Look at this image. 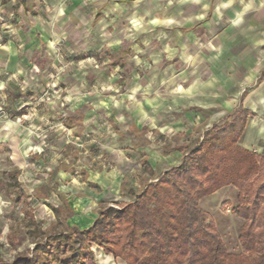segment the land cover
I'll use <instances>...</instances> for the list:
<instances>
[{"label":"crops","instance_id":"0c3cea01","mask_svg":"<svg viewBox=\"0 0 264 264\" xmlns=\"http://www.w3.org/2000/svg\"><path fill=\"white\" fill-rule=\"evenodd\" d=\"M15 1L0 0V174L10 180L13 173L40 172L36 175L44 178L33 185L34 200L54 198V208L67 204L72 212L68 224L84 229L96 219L86 211L76 221L74 200L81 198L90 209L97 204L120 205L131 199L141 181H154L151 173L158 177L177 166L179 147L159 159L139 157L159 149L148 136L156 125L162 130L173 126L179 130L174 134L182 133L188 111L215 110V115L226 113V119L239 109L248 112L237 145L262 153L264 0H162L161 4L93 0L91 7L81 0H17V5ZM124 1L131 3L130 18H125L135 23L141 14L147 18L143 27L159 32L141 39L136 31L131 45L119 51L121 37H107L101 26L106 27L114 13L124 17ZM12 6L20 13L17 26L11 25ZM88 8L102 17L98 29H92ZM55 14L66 22L64 33L58 25L54 29ZM117 19L114 23L120 22L122 28L123 21ZM71 29L76 31L73 39ZM61 34H66L63 41L80 44L72 55L59 56L63 63L54 52V40ZM16 38L17 45L12 42ZM172 56L177 63L171 64ZM134 60L136 67L129 69ZM139 62L142 69L146 63L149 67L142 72ZM105 103L125 126L114 123L116 131L100 129V116L112 113ZM145 127L147 145L140 146L139 131ZM103 155L108 159L95 162ZM43 208L51 217L50 225L54 214ZM92 251L95 264H124L99 248Z\"/></svg>","mask_w":264,"mask_h":264},{"label":"trees","instance_id":"16d2710c","mask_svg":"<svg viewBox=\"0 0 264 264\" xmlns=\"http://www.w3.org/2000/svg\"><path fill=\"white\" fill-rule=\"evenodd\" d=\"M248 116L239 109L205 131L195 147H179L177 166L158 177L151 173L154 181H141L129 201L101 208L87 228L67 223L65 203L47 206L56 222L45 230L28 214L31 257L0 264H95L92 247L124 264H264V148L256 154L237 145ZM227 187L237 191L234 213L243 221L239 254L228 252L200 207Z\"/></svg>","mask_w":264,"mask_h":264},{"label":"rangeland","instance_id":"374dc122","mask_svg":"<svg viewBox=\"0 0 264 264\" xmlns=\"http://www.w3.org/2000/svg\"><path fill=\"white\" fill-rule=\"evenodd\" d=\"M64 1L65 0H54V3H59V2H64ZM137 1L139 2L145 1L144 2L145 4L148 3V0H137ZM151 1L153 2L158 1L160 4L162 3V0H151ZM68 3H71V2H68ZM80 3L85 5V7H89V6L91 7L94 1L93 0H81ZM14 4L17 5V0L15 1ZM123 4L126 7V10L123 12L124 17L120 15L116 16L115 15L116 13H114L113 15L108 16L107 18L108 24L106 25V27L105 25L101 26V32L103 31L107 32V35H106L107 37L112 38L113 36H115V34L117 35L116 36L117 38L121 37L122 43L120 44L119 51H124L127 47H129V45H131L132 41L135 39L134 35L136 31H139V35L141 39L143 38V35L147 37L148 34L152 35L154 34V32L155 33L159 32L158 28L149 29V30L148 28H144L143 27L145 23L144 20H146L147 18L141 14H140L138 21H136L135 23H131L129 19L131 3H128V2L126 3V1H124ZM10 9L13 10L11 14V18H10L12 20L11 25L17 26L18 25L17 15L19 13L17 12L18 8L16 9L15 6H12ZM60 14L61 16L63 15V13H60ZM86 14L89 17V19L93 21L92 29L94 30L98 29L97 28L98 22H100L102 19L101 15L95 14V12L91 11V9L89 10V8H88V11H86ZM125 16L126 17L128 16L129 18H125ZM59 18L60 16L58 15L55 16L54 29H55V26L58 25L61 28H63L59 31L64 33L63 31H66V28L64 27L66 25V22L61 21ZM117 18L119 19V21H123L122 28L119 27L120 24L118 23L120 22H117V24L114 23L115 19ZM72 25L76 26L75 24H72ZM77 27L79 29L78 31H81L82 23H79ZM116 27H118L119 29L117 28L115 32ZM71 31L75 32V34H72L71 32L72 35H70L69 39H73L74 37L73 35H76V31H73L72 29ZM64 37H66V34H64L63 37L61 34V36H59L56 40H54V52L60 59L61 63H63V59H61V57L59 56H62L63 53H67V52L69 53V55H72V53H74V51H76L77 48L80 46L79 43H72L70 40L69 42L63 41ZM65 39H68V38H65ZM12 42H14V44L17 45L18 39L16 38ZM192 45H193L192 49H195L196 46H194V44ZM111 49H110V52L112 51L115 52L116 50L115 48H111ZM92 58H93L92 61L99 64L100 61L97 56L92 55ZM129 59H130V56H129ZM169 59H170L171 64L177 63L176 57L172 56ZM134 61L135 63L131 64L128 67L129 69L136 67V60ZM129 63H130V60H129ZM147 63L150 64L149 65L150 67L153 66V64L151 65L152 63L151 60H148ZM147 63L143 64V67H144L143 69L141 68L142 65L140 64V62L138 63L137 67L143 72L144 69H147L149 67ZM160 64L162 65V62ZM161 65H159V67H161ZM184 67H186L187 70L189 71L190 64L187 63V66H184ZM107 69H108V66H107ZM176 69H178V66H176ZM189 78L190 77H188V79ZM104 107H107L106 109L112 110V108H110V103L108 104L105 103ZM199 113L201 114L202 119L200 118V116L196 115ZM215 114H216L215 110L211 111L208 109L203 110V111L197 109L195 110V112L188 111L187 118L183 120L182 122L183 124L180 126L181 129H183L182 130L183 132L179 134H174V131H179V130H176L175 127L173 126H170L169 129L162 130L160 124L156 125V129L154 131H150V135L148 134V136H149V140L152 142L151 144L154 147H159V149H156L153 154H151L150 152H149V155H147L146 153H143V155L139 157V160L146 161L148 158L149 159H155V158L159 159V155L168 153L178 147H188V148L195 147L196 144L199 142L200 137L205 130L207 129L209 130L210 127L214 125H220L221 123L226 121V118H225L226 113L222 112V113H218L217 115ZM100 118H101V121H100L101 128L100 129L102 131L104 130V132L106 130L111 131L112 129L113 131H116L117 128L114 123H116V125L119 124V126L120 125L125 126V123H124L125 121H123V119H121L119 116L115 117L114 110H112V113L109 116L101 115ZM147 131H148L147 127L142 128L139 131L140 135L138 136L139 138L137 142L139 143L140 146L147 145V140L143 136ZM104 157L108 159L107 156L103 155L102 158L100 159L98 158L99 160H97L96 158L95 162H103ZM71 159L72 160L74 159V154H72ZM144 171L145 173L142 174V177L146 178L148 175V172H146L145 169ZM36 174H41V173L40 172L31 173L30 172L27 175L23 174L21 176H18L16 180H11V179L9 180L4 175L0 174V259L2 261L11 262L17 256H20V255L22 256L30 255L31 257L30 250L33 247L34 238L30 234L31 227L27 226L28 225L27 224L28 214L32 215L35 223L38 224L43 230L49 228L52 224L56 222V219L54 216V222L50 225H47V222L49 221V219H51V217L48 214L44 213V208H43L45 207L47 210H49L50 208L47 206H51V203L52 204L55 203L54 198H49L46 200V202H43V203L40 201L34 200V198L36 197V191H35V188H33V185H37L36 181L42 178V177L41 178L38 177ZM61 183L63 182L61 181ZM128 184L129 182H127V185ZM41 189L42 191L45 190L44 188H41ZM60 191H62V195H66V192H65L66 190H64L63 188H60ZM15 197H18V199H15ZM236 198H237L236 189L232 187H227L220 191H217L216 193L208 197L203 198L201 200V205H200L201 209L205 213H207V215L209 216V220H211L214 223L224 245L226 246V249L228 250V252L232 254L240 253V247L237 241V237H238V230L243 222L234 213V209L237 205ZM81 201L83 202L81 198H78L74 200L73 202V207L76 210V213L73 212V215H75L76 221L80 218V215L84 214L86 211L87 212L91 211V213L96 214V217H97V213L101 208L109 206L106 204H97V206H91V209H90V205L89 206L86 204L82 205ZM110 206H115V205H110ZM39 209H41L40 213H39ZM71 215H72V212L70 216ZM40 218H44L45 220L40 219ZM115 264H121V262L116 261Z\"/></svg>","mask_w":264,"mask_h":264}]
</instances>
